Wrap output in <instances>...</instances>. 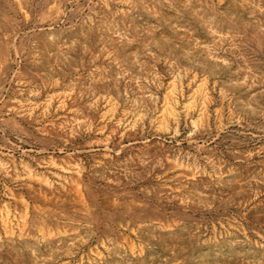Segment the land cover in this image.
Listing matches in <instances>:
<instances>
[{
    "label": "rangeland",
    "instance_id": "1",
    "mask_svg": "<svg viewBox=\"0 0 264 264\" xmlns=\"http://www.w3.org/2000/svg\"><path fill=\"white\" fill-rule=\"evenodd\" d=\"M0 264H264V0H0Z\"/></svg>",
    "mask_w": 264,
    "mask_h": 264
}]
</instances>
